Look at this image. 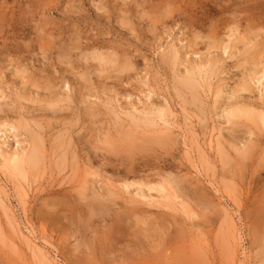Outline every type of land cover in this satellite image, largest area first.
I'll list each match as a JSON object with an SVG mask.
<instances>
[{"label": "rangeland", "instance_id": "374dc122", "mask_svg": "<svg viewBox=\"0 0 264 264\" xmlns=\"http://www.w3.org/2000/svg\"><path fill=\"white\" fill-rule=\"evenodd\" d=\"M261 115L264 0H0V264H264Z\"/></svg>", "mask_w": 264, "mask_h": 264}, {"label": "bare ground", "instance_id": "6f19581e", "mask_svg": "<svg viewBox=\"0 0 264 264\" xmlns=\"http://www.w3.org/2000/svg\"><path fill=\"white\" fill-rule=\"evenodd\" d=\"M226 50V49H225ZM174 51V50H173ZM167 54H169V53H167ZM171 55H174V54H172L171 53ZM166 57V56H165ZM169 57H170V55H169ZM170 59V58H169ZM171 59H172V57H171ZM176 59V58H175ZM166 61V60H165ZM172 61V60H171ZM175 61V60H174ZM111 62V61H110ZM176 62V61H175ZM172 63H174V62H172ZM169 64H171V62L169 63ZM106 66V65H105ZM194 68H196V67H194ZM213 69V68H212ZM209 71H210V69H209ZM254 72H256V71H254ZM261 73H262V71H260ZM192 73H194V72H192ZM257 73V75H258V72H256ZM197 74V73H196ZM194 75V74H193ZM263 75V74H262ZM213 76V75H212ZM254 76H256L255 75V73H254ZM260 76V75H259ZM206 77V76H205ZM263 77V76H262ZM196 78H197V76H196ZM257 78V77H256ZM253 79V78H252ZM258 79V78H257ZM255 80V79H254ZM259 80V79H258ZM181 81V80H180ZM182 82V81H181ZM195 82V81H194ZM259 82H260V80H259ZM181 84V83H180ZM191 84V83H190ZM249 84V83H248ZM187 84L185 83V86H186ZM193 86V85H192ZM243 87V86H242ZM246 87H249V86H246ZM191 88V87H190ZM245 89V88H244ZM243 89V90H244ZM249 89V88H248ZM188 92V91H187ZM190 93H191V91H189ZM196 96V95H195ZM197 97V96H196ZM193 101V100H192ZM193 103H195V102H193ZM192 103V104H193ZM156 104V103H155ZM162 104H164V103H162ZM149 105V104H148ZM161 105V104H160ZM159 105V106H160ZM151 106H153V103H152V105ZM157 106V105H156ZM146 107V106H145ZM144 107V108H145ZM149 107V106H148ZM158 107V106H157ZM161 107H163V105L161 106ZM147 108V107H146ZM164 108V107H163ZM167 108V107H166ZM166 108H164V111H165V109ZM154 109V114H155V116H158V118L159 117H162V115H163V109H161L160 107L159 108H156V110H155V108H153ZM244 109V108H243ZM240 110V109H239ZM136 111V110H135ZM243 111H245V110H243ZM150 112H151V110H150ZM259 111H257V113H258ZM165 113H167V110L165 111ZM244 113V112H243ZM261 112H259L258 114H260ZM151 114V113H150ZM149 114V115H150ZM236 114V113H235ZM262 114V113H261ZM232 115V114H231ZM144 116H146L145 114H144ZM143 116V117H144ZM153 116V115H152ZM151 116V117H152ZM155 116H153L154 117V119H155ZM163 116H165V114L163 115ZM235 116H237V115H235ZM235 116H232V117H230V118H233V117H235ZM242 116V115H241ZM238 117H240V116H238ZM261 117H264V115L262 116L261 115ZM145 119H146V117H144ZM148 118V117H147ZM149 120L148 121H150V118H148ZM161 120H162V118H160ZM164 119H165V117H164ZM144 120V119H143ZM159 120V119H158ZM227 120H228V118H227ZM5 121V120H4ZM142 122H144V121H142ZM145 122H146V120H145ZM144 122V123H145ZM151 122V121H150ZM166 122V121H165ZM2 123V122H1ZM257 123H258V121H257ZM260 123V122H259ZM9 125L10 123H7L6 122V125ZM147 124H148V122H147ZM150 124V123H149ZM263 124H264V120H263ZM5 125V124H4ZM4 125H2V126H4ZM6 125H5V127H6ZM21 125H23V124H21ZM135 125V124H134ZM139 126V125H138ZM9 127H10V130L11 129H14V127L10 124L9 125ZM140 127V126H139ZM143 127H145V126H143ZM152 127V126H151ZM262 127V126H261ZM9 130V131H10ZM12 131V130H11ZM9 133V132H8ZM15 133V132H14ZM251 134V133H250ZM14 135V134H13ZM11 136V135H10ZM16 136V135H15ZM16 138V137H15ZM2 141V140H1ZM61 143V142H60ZM19 149V148H18ZM17 149V150H18ZM40 149V148H39ZM12 150V149H11ZM16 150V149H15ZM30 150H32V151H30V154H29V162L30 161H32L33 163H32V165L34 164V166H36L40 161H39V156H38V153H37V151L33 148V149H30ZM17 152H19V151H16V154H14L13 156H12V153H11V156L12 157H10V156H8V155H6V157L8 156V158H9V160H8V162H11L12 163V166L13 167H11L12 168V170L14 169V168H17V169H20L21 168V166H24L25 165V162H26V159L23 161V157L25 156L24 154H22V155H24L23 157H20L19 156V154H17ZM21 152H22V150H21ZM23 152H24V149H23ZM41 153V152H40ZM8 154H10V153H8ZM21 154V153H20ZM241 154V153H240ZM242 154H244V153H242ZM21 155V156H22ZM26 157V156H25ZM7 162V163H8ZM23 162H24V165H22L23 164ZM28 163V162H27ZM27 165V164H26ZM33 166V167H34ZM24 168V167H23ZM36 168V167H35ZM17 169L15 170V171H17ZM26 169V168H25ZM7 171V170H6ZM19 172V171H18ZM20 172H22V171H20ZM24 175V174H23ZM22 177V176H21ZM27 182V181H26ZM151 189V188H150ZM161 189V188H160ZM158 190V189H157ZM150 191V190H149ZM175 196V195H174ZM164 197V196H163ZM170 197V196H169ZM172 197V196H171ZM166 203V202H165ZM102 206V205H101ZM96 208V207H95ZM100 209V208H99Z\"/></svg>", "mask_w": 264, "mask_h": 264}]
</instances>
